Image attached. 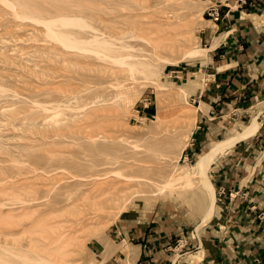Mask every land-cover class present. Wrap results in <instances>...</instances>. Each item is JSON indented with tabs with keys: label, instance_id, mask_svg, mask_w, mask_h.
<instances>
[{
	"label": "rangeland",
	"instance_id": "1",
	"mask_svg": "<svg viewBox=\"0 0 264 264\" xmlns=\"http://www.w3.org/2000/svg\"><path fill=\"white\" fill-rule=\"evenodd\" d=\"M209 4L0 0V264H104L159 208L213 218L194 166L253 123L222 112L188 155L204 81L171 71L207 56Z\"/></svg>",
	"mask_w": 264,
	"mask_h": 264
},
{
	"label": "crops",
	"instance_id": "2",
	"mask_svg": "<svg viewBox=\"0 0 264 264\" xmlns=\"http://www.w3.org/2000/svg\"><path fill=\"white\" fill-rule=\"evenodd\" d=\"M237 5L222 6L219 22L205 18L207 56L196 64L198 70L174 69L185 79L199 74L204 81L188 155L216 136L222 112L233 119L251 113L233 135L251 123L252 133L211 166L218 207L213 218L197 227L180 212L159 208L147 223L125 229L121 240L111 242L104 264L123 255L131 264H264V0Z\"/></svg>",
	"mask_w": 264,
	"mask_h": 264
},
{
	"label": "bare ground",
	"instance_id": "3",
	"mask_svg": "<svg viewBox=\"0 0 264 264\" xmlns=\"http://www.w3.org/2000/svg\"><path fill=\"white\" fill-rule=\"evenodd\" d=\"M252 125L248 130H245L242 132L241 137L239 136L237 141L246 138L247 135L250 134L251 132ZM243 134V135H242ZM237 141L231 140V141H224V142H218L214 144L210 150L206 151L197 161L195 164L194 168L196 170V173L198 176H200V196H202V199L205 200V202L208 205V213L212 214L215 211V205H216V192H215V187L213 185L212 180L209 177L208 173V168L210 167L211 163L214 161L216 155L221 151L224 150L225 148L229 147L231 144L236 143ZM193 168V169H194ZM199 193V192H198ZM206 215V213H205ZM204 215V216H205ZM209 216V215H207ZM205 216V217H207ZM211 218V216H210ZM204 219V218H203ZM209 219V217H208ZM208 221V220H207Z\"/></svg>",
	"mask_w": 264,
	"mask_h": 264
},
{
	"label": "built area",
	"instance_id": "4",
	"mask_svg": "<svg viewBox=\"0 0 264 264\" xmlns=\"http://www.w3.org/2000/svg\"><path fill=\"white\" fill-rule=\"evenodd\" d=\"M247 2L248 0H210V4L207 6L205 13L209 17V19H212V21L219 22L222 20V14H221L222 6H227L229 9H231L234 5L238 4L237 6L239 8H242ZM229 12L230 11H227L226 14H228ZM171 72L178 74L177 70H173ZM176 77H181V76L176 75ZM142 102L143 103L141 105V108L143 109L149 108L150 105H152L153 103L150 96L145 97Z\"/></svg>",
	"mask_w": 264,
	"mask_h": 264
}]
</instances>
